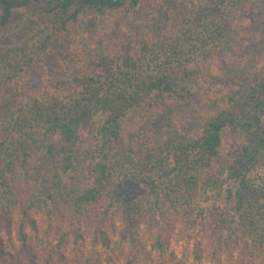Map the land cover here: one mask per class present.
Returning <instances> with one entry per match:
<instances>
[{
    "label": "trees",
    "instance_id": "1",
    "mask_svg": "<svg viewBox=\"0 0 264 264\" xmlns=\"http://www.w3.org/2000/svg\"><path fill=\"white\" fill-rule=\"evenodd\" d=\"M146 1L0 0V32L16 14L25 23L0 50L6 264L21 253L52 264L83 243L81 264H165L153 255L166 254L177 222L175 239L195 260L206 238L209 262L224 253L264 264V67L253 77L251 57L211 74L213 59L238 46L232 11L245 0H165L176 10L168 37L141 31L111 52L89 50L107 13L136 19ZM201 96L216 108L199 118ZM140 224L154 231L139 258ZM3 236L21 249L12 254Z\"/></svg>",
    "mask_w": 264,
    "mask_h": 264
},
{
    "label": "rangeland",
    "instance_id": "2",
    "mask_svg": "<svg viewBox=\"0 0 264 264\" xmlns=\"http://www.w3.org/2000/svg\"><path fill=\"white\" fill-rule=\"evenodd\" d=\"M176 10H173V4H167L165 0H148L146 1V7L141 14V17L132 18V15L126 13L109 12L104 17V22L101 26H98L96 30L86 37L89 50L93 53L97 52H111L113 51L120 39L130 38L131 34H140L141 31H145L153 42H159L165 37L171 35L174 29V18ZM156 17V18H155ZM232 24L234 37L238 40V46L233 50L232 55L229 53L221 54L215 57L212 61L211 74L213 79L224 76L223 67L228 65H242L252 61L255 64L256 70L253 73L255 77L258 69L264 67V0H245L241 4L233 8L232 11ZM85 30L92 27L93 24L89 20H84ZM25 23L21 17L16 14L12 20L10 26L0 32V50L14 40L19 39L23 35ZM143 35H146L145 33ZM211 79V78H210ZM225 89H221L217 94L223 96ZM208 96H201L195 102L194 106L199 105L196 115L199 118L204 117L208 113H212L216 108H208L205 104ZM183 132V131H181ZM180 222L176 223L175 230L172 233L170 244L166 254L156 257L154 259L164 260L165 264H231V260L226 257L224 253L216 256L212 262H209L210 256L208 255L209 242L206 238L202 241V252L199 259L195 260L190 254L192 244H186L185 241H177L175 233L178 232ZM154 230L146 227L144 224H140L138 228V256L141 257L142 253L148 246L149 238ZM1 233V231H0ZM110 236V249L114 254H123L126 250L123 242H119L117 238H114L111 233ZM6 248L12 254L17 253L21 246L14 244L13 246L7 243L6 236H3ZM31 245L34 248H38L39 242L36 239H31ZM46 248L53 245V241L48 239L44 242ZM43 244V245H44ZM188 249L185 254H182L183 249ZM86 246L83 243L78 249L73 250L71 246L64 249V258L60 261L53 257L52 264H81V258L86 251ZM232 253H235L232 252ZM0 264H6V260L0 256ZM18 264H26L23 254L19 256ZM157 264V263H155Z\"/></svg>",
    "mask_w": 264,
    "mask_h": 264
}]
</instances>
